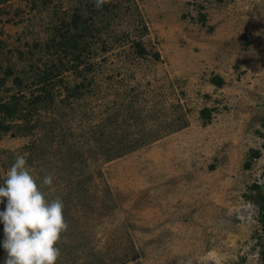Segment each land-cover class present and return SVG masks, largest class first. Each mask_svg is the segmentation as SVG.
Instances as JSON below:
<instances>
[{
  "label": "rangeland",
  "instance_id": "374dc122",
  "mask_svg": "<svg viewBox=\"0 0 264 264\" xmlns=\"http://www.w3.org/2000/svg\"><path fill=\"white\" fill-rule=\"evenodd\" d=\"M2 102L0 174L27 154L63 198L57 264L261 263L264 0H0Z\"/></svg>",
  "mask_w": 264,
  "mask_h": 264
},
{
  "label": "clouds",
  "instance_id": "9594fccd",
  "mask_svg": "<svg viewBox=\"0 0 264 264\" xmlns=\"http://www.w3.org/2000/svg\"><path fill=\"white\" fill-rule=\"evenodd\" d=\"M106 3L108 0H93L97 10ZM0 179L4 264H57L62 255L57 245L70 226L65 220L63 198H48L55 192L53 174L33 176L27 154H18Z\"/></svg>",
  "mask_w": 264,
  "mask_h": 264
},
{
  "label": "trees",
  "instance_id": "16d2710c",
  "mask_svg": "<svg viewBox=\"0 0 264 264\" xmlns=\"http://www.w3.org/2000/svg\"><path fill=\"white\" fill-rule=\"evenodd\" d=\"M77 37H81V36H77L75 34L73 37H71V42L73 44L76 43L75 44V48L76 49H79L78 48L79 43H77V41L79 40V38L77 40L76 39ZM36 98H38V97H36ZM0 111L2 113H6L7 116H10L11 115V116H16L17 117L18 116V112L23 111V110L22 109H19L17 104H13V103L9 104V103H3L2 102V103H0ZM201 114L206 117V116H208L209 113L207 112L206 109H204V110H202ZM253 154L256 157L259 154V152L257 150H255V151H253ZM252 188L254 190L263 189V191L261 190L262 193L260 195H258L256 197V199H254V200L258 203V208H259V221H260L261 231H262V235H263V239H264V182L261 183V184H259V183H253L252 184ZM258 199H260V201H258ZM260 254H261V263L260 264H264V248L261 249Z\"/></svg>",
  "mask_w": 264,
  "mask_h": 264
}]
</instances>
